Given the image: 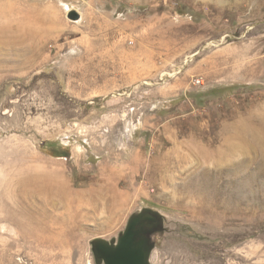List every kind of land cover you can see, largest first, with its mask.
I'll list each match as a JSON object with an SVG mask.
<instances>
[{"label": "rangeland", "instance_id": "374dc122", "mask_svg": "<svg viewBox=\"0 0 264 264\" xmlns=\"http://www.w3.org/2000/svg\"><path fill=\"white\" fill-rule=\"evenodd\" d=\"M141 219L132 264H264V0H0V264Z\"/></svg>", "mask_w": 264, "mask_h": 264}, {"label": "flooded vegetation", "instance_id": "af4514ba", "mask_svg": "<svg viewBox=\"0 0 264 264\" xmlns=\"http://www.w3.org/2000/svg\"><path fill=\"white\" fill-rule=\"evenodd\" d=\"M156 220L154 219H141L132 221L122 236L117 254H120L122 251H129L132 255L140 256L142 254L141 246L143 243V234L146 233L150 226L156 225ZM101 251V249H100ZM105 250L101 251L100 254L103 255ZM127 260V259H126Z\"/></svg>", "mask_w": 264, "mask_h": 264}, {"label": "water", "instance_id": "95a60500", "mask_svg": "<svg viewBox=\"0 0 264 264\" xmlns=\"http://www.w3.org/2000/svg\"><path fill=\"white\" fill-rule=\"evenodd\" d=\"M70 17L72 20H78L79 14L76 12H72ZM158 224H159V221L156 222V225H158ZM123 258L129 260L131 262V263L129 262L130 264H132L133 261L139 259L138 256H136V255L133 256L131 252L125 250V251H122L120 254H115V255L107 258L106 263L107 264H118L117 262H119L120 259H123ZM133 258H135V259H133ZM121 264H125V263H121Z\"/></svg>", "mask_w": 264, "mask_h": 264}, {"label": "bare ground", "instance_id": "6f19581e", "mask_svg": "<svg viewBox=\"0 0 264 264\" xmlns=\"http://www.w3.org/2000/svg\"><path fill=\"white\" fill-rule=\"evenodd\" d=\"M75 10H69V12H74ZM79 14V13H78ZM82 17L81 15L79 14V21H81ZM233 155V154H232ZM220 165V164H219ZM222 168V167H221ZM67 190V187H61L60 188H56L55 190H53L54 192L51 194V198H50V201H51V207L53 208V210L56 208V204H57V207H58V203L56 202V199L59 198V199H62L63 200V194L64 192ZM61 192V193H60ZM67 198V197H66ZM76 198V197H75ZM71 199V198H70ZM79 209V208H78ZM69 213L71 214V212L69 211ZM77 213H78V210H77Z\"/></svg>", "mask_w": 264, "mask_h": 264}]
</instances>
